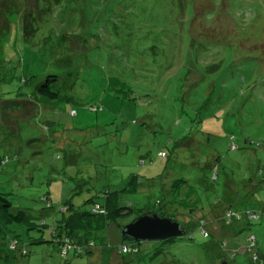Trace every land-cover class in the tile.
<instances>
[{
    "label": "rangeland",
    "instance_id": "374dc122",
    "mask_svg": "<svg viewBox=\"0 0 264 264\" xmlns=\"http://www.w3.org/2000/svg\"><path fill=\"white\" fill-rule=\"evenodd\" d=\"M36 4L46 13L33 38L22 40L14 16L0 40V125L14 136L15 121L17 130L0 141V159L15 153L11 142L25 151L0 169V192L35 226L5 227L0 264H264V216L224 218L264 209V0ZM26 5L34 11L33 0ZM69 64V101L41 107L47 117H30L22 103L3 111L45 76L65 79ZM18 76L29 78L25 86ZM124 186L117 206L131 213L99 230L88 254L61 258L48 229L60 204L84 212L86 200L101 204ZM144 214L170 218L185 235L121 238L120 228ZM13 234L26 255L7 249ZM121 244L137 252L117 256Z\"/></svg>",
    "mask_w": 264,
    "mask_h": 264
},
{
    "label": "trees",
    "instance_id": "16d2710c",
    "mask_svg": "<svg viewBox=\"0 0 264 264\" xmlns=\"http://www.w3.org/2000/svg\"><path fill=\"white\" fill-rule=\"evenodd\" d=\"M26 1L27 0H0V40L4 39L8 35L10 23L12 21L11 17L14 16L15 20L20 24L22 40L29 41L33 38V36L37 32L38 22L44 18L46 11L37 6V0H33L34 11H29L27 10L28 5H26ZM60 60L61 59H56L55 63L58 64ZM53 65L55 66V64ZM69 67L71 69V72L68 73L71 74L65 76V79L70 76V78L67 79V81L69 80V82H67L65 79H60L57 75H47L45 76L43 81L32 86L29 94L22 97V94L19 95V92H16V96L20 98L6 104L2 103L1 108L3 109L4 107L6 108L5 110H10L11 108H14V110H19V103H22L32 108V113L29 115L30 117H33L36 112L38 114L41 113V116L43 117H47L44 112H48L50 110L41 112V107H48L49 109H52V105L57 104V102L61 101L62 99L65 101H69V91L72 88L74 76L76 74V68H73L71 64H69ZM28 79L25 80L23 77H17L19 84L22 86L26 85L25 82H27ZM42 102L44 103L43 106ZM71 113L72 111L70 110L69 114ZM0 114L1 118L3 119V113ZM27 117H24L22 119H25ZM1 126L2 124L0 125V129L5 132V137H2V140L0 141H4L6 137L10 138L11 141H13V139H16L17 130L15 121L14 128L16 132L14 136H12L13 134L9 135L7 131L4 130V127ZM43 130H46V128L44 127ZM52 136L55 137L53 141ZM52 136L50 140L56 143V138H58L59 136L55 134ZM33 141V138L28 139L27 146L24 148L26 151L31 146ZM8 144L11 145V147L15 150V153L13 154V156L11 155L10 158L3 157L0 159V169L7 165L9 162H16L18 160V156H24L25 154V151L22 150L21 146L17 144L13 145L12 142L11 144ZM227 147L229 150L235 149L234 142L231 138H229V144ZM159 156L163 159L166 157L163 153H159ZM120 191H126V186H124L119 191L105 192L101 204H97L91 199L86 200V204L88 203L89 208L84 212H75L68 201H65L64 203L62 202L60 204V217H53L52 224L48 226V229L50 238L53 239V243L57 245L61 258H65L67 252L70 251L74 253V256H82L88 254L91 249L95 247L93 239L95 238V234L99 230L103 229L109 221H112L113 219L122 217L124 215H129L131 213L130 209L120 208L117 206L118 193ZM127 191L129 190L127 189ZM43 201L45 203L43 209L49 210L51 208V205L48 202V198L46 196H43V198L41 199V202ZM63 204L65 205L61 206ZM93 210H95V212H93ZM99 210L100 213H98ZM261 215L264 216V209L257 211H247L243 213H232L230 211H226L224 213V218L226 219L227 224L230 223L231 218L240 220L243 217L246 221L254 222L259 220ZM6 226L14 228L22 226L25 231H28L29 229L35 227L33 223L30 222V218L27 216V214L21 209H13L11 206V202L8 200L6 194L0 192V235L2 233H5L4 229ZM45 226L46 225L43 222L39 224V227L41 228ZM196 227V229H199L198 233L200 234V236L206 238L207 233L205 231L204 233H202L201 221L196 222ZM173 240L175 239H168L161 242H168ZM252 240H254L253 237ZM122 245L124 247L127 246L137 252V248L135 246L121 244L115 251V254L117 256L128 254L121 252L119 248ZM252 247L254 248V244L248 250H251ZM7 249L9 251H17L19 252V255H26L24 244L20 242L19 238H16L15 234H13V236L8 239Z\"/></svg>",
    "mask_w": 264,
    "mask_h": 264
},
{
    "label": "water",
    "instance_id": "95a60500",
    "mask_svg": "<svg viewBox=\"0 0 264 264\" xmlns=\"http://www.w3.org/2000/svg\"><path fill=\"white\" fill-rule=\"evenodd\" d=\"M119 232L121 238L137 243L143 241H164L181 238L185 235V230L170 218H158L150 214L136 217L122 226Z\"/></svg>",
    "mask_w": 264,
    "mask_h": 264
},
{
    "label": "built area",
    "instance_id": "2783aa9c",
    "mask_svg": "<svg viewBox=\"0 0 264 264\" xmlns=\"http://www.w3.org/2000/svg\"><path fill=\"white\" fill-rule=\"evenodd\" d=\"M93 212H95V210H93ZM98 213H100V210H99V212ZM252 238V237H251ZM120 250H121V252H123V253H130V252H134V250L133 249H131V248H129V247H124V246H121L120 248H119Z\"/></svg>",
    "mask_w": 264,
    "mask_h": 264
},
{
    "label": "clouds",
    "instance_id": "9594fccd",
    "mask_svg": "<svg viewBox=\"0 0 264 264\" xmlns=\"http://www.w3.org/2000/svg\"><path fill=\"white\" fill-rule=\"evenodd\" d=\"M122 246H123V245H122ZM133 253H135V251H134Z\"/></svg>",
    "mask_w": 264,
    "mask_h": 264
}]
</instances>
